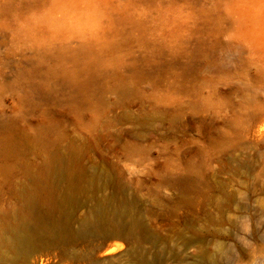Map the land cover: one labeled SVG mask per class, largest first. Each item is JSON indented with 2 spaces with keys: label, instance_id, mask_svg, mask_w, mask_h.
I'll list each match as a JSON object with an SVG mask.
<instances>
[{
  "label": "rangeland",
  "instance_id": "rangeland-1",
  "mask_svg": "<svg viewBox=\"0 0 264 264\" xmlns=\"http://www.w3.org/2000/svg\"><path fill=\"white\" fill-rule=\"evenodd\" d=\"M70 150L154 256L198 234L186 264H264V0H0V228Z\"/></svg>",
  "mask_w": 264,
  "mask_h": 264
},
{
  "label": "bare ground",
  "instance_id": "bare-ground-1",
  "mask_svg": "<svg viewBox=\"0 0 264 264\" xmlns=\"http://www.w3.org/2000/svg\"><path fill=\"white\" fill-rule=\"evenodd\" d=\"M89 168L79 151L51 154L43 169L20 188L21 203L1 224L0 264H37L36 254L44 250L56 252L52 257L59 264H115L122 258L127 264H186L190 248L204 252L206 240L196 234L179 243L180 254L154 256L152 240L140 232L141 221L113 193H104L115 182L110 173L92 164ZM194 181L186 178L184 189L191 192ZM94 190L100 193L96 200ZM81 207L85 212L75 225L73 215ZM116 239L123 240L124 247L108 242ZM102 250L108 257L99 259Z\"/></svg>",
  "mask_w": 264,
  "mask_h": 264
}]
</instances>
